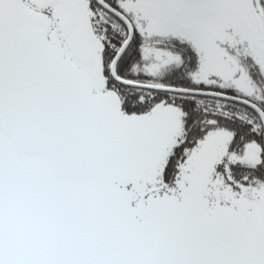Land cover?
Listing matches in <instances>:
<instances>
[{
	"label": "snow or ice",
	"instance_id": "obj_1",
	"mask_svg": "<svg viewBox=\"0 0 264 264\" xmlns=\"http://www.w3.org/2000/svg\"><path fill=\"white\" fill-rule=\"evenodd\" d=\"M0 264H264V0H0Z\"/></svg>",
	"mask_w": 264,
	"mask_h": 264
}]
</instances>
